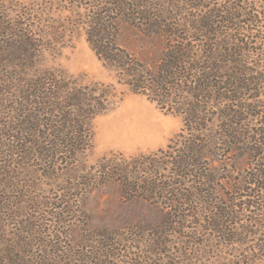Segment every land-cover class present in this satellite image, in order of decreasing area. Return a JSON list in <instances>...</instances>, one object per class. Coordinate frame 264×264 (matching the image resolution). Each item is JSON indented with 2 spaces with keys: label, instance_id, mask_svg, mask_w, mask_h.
<instances>
[{
  "label": "rangeland",
  "instance_id": "obj_1",
  "mask_svg": "<svg viewBox=\"0 0 264 264\" xmlns=\"http://www.w3.org/2000/svg\"><path fill=\"white\" fill-rule=\"evenodd\" d=\"M140 1L153 8L167 4L177 9L176 0H125L127 14L118 16L116 41L153 66L164 51L165 38L147 31L144 16L136 6ZM207 2L222 10L231 2L246 8L245 12H239L238 26L230 24L232 29L226 36L238 39L231 42L237 50L243 51L244 44L250 50L243 52V59H248L251 74L256 76L254 91L258 105L253 109L255 116L246 123L253 126L254 132H261V136L254 133L258 139L254 144L257 151L235 149V144L251 146L242 142V134L236 140L226 136V143L233 144L224 142L226 152L217 158L208 157L211 165L207 168L208 175L216 178L215 183L209 178L201 184L190 185L189 182L190 187L185 188H190L192 201L178 202L184 209L174 207L172 211L176 210L177 217L167 219L165 193L159 192L153 200L141 196L127 198L122 193L121 183L110 180L92 188L83 204L74 200L78 196L77 183L65 182L66 176L54 182L44 171L47 164L42 159L25 155L21 148L14 150L20 183L31 186V238L26 240L14 234L11 237L18 251L31 252V264H264L257 247L264 236L261 217L256 215V208L245 209L243 204L244 200H249L251 188L261 186V179L258 182L256 178L264 175V0H208L205 4ZM111 3L113 0L99 3L101 14L112 10ZM95 4L98 5L92 0H0V21L6 18L23 31L32 28L41 44L36 64L39 72L52 71L57 80H69L77 85L103 83L112 88L114 95L110 97L108 109L91 120L92 145L80 155L87 165L97 164L113 154L128 157L157 152L169 145L183 146L184 138L180 136L183 117L165 112L147 96L119 82L116 72L89 43L88 20ZM135 7L138 9L133 10ZM191 12L200 13L196 8ZM243 12L248 13L244 16ZM251 19L254 21L250 22ZM1 58L31 62L21 53ZM4 74L11 77L9 87L18 101L16 106L19 107L12 114L18 116L15 120H23L29 110L25 109L21 116L18 110L27 102L26 96L31 101V95L17 90L24 84L31 91V67L22 71L17 65ZM6 112L4 109L5 116ZM18 122L13 134L18 132L26 139L31 138L29 131L20 130L31 129V122ZM118 128L123 134L115 138ZM243 128L242 132L249 130ZM169 170L165 174L173 182L179 180L178 176L169 174ZM209 187L214 188L212 201L205 195ZM251 200L256 199L251 197ZM16 224L23 228L29 226L26 221ZM7 238L8 235H2L0 248L3 250L7 249ZM51 256L56 258L55 262L50 261Z\"/></svg>",
  "mask_w": 264,
  "mask_h": 264
},
{
  "label": "trees",
  "instance_id": "obj_2",
  "mask_svg": "<svg viewBox=\"0 0 264 264\" xmlns=\"http://www.w3.org/2000/svg\"><path fill=\"white\" fill-rule=\"evenodd\" d=\"M92 1L98 5L93 6L88 20L89 43L116 72L119 82L127 84L133 92L147 96L165 112L183 117L180 136L184 138V145L177 148L169 145L157 152L128 157L113 154L97 164L87 165L80 155L92 145L91 120L108 109L110 97L114 95L112 88L103 83L77 85L69 80H57L52 71L39 72L36 70L41 52L39 38L32 28L19 30L16 24L4 18L0 21V247L2 235L9 238L6 239L7 249L0 248V264H31V252L18 251L11 237L14 234L26 240L31 238V186L20 183L18 162L12 154L14 150L21 148L25 155L42 159L47 164L44 171L54 182L66 176L65 182L77 183L78 196L74 200L83 204L92 188L110 180L121 183L122 193L127 198L141 196L153 200L159 192L165 193L167 219L177 217L176 210L172 211L174 207L184 209L177 205L178 202L192 201L190 188H185L190 187L189 182L190 185L201 184L209 178L212 184L215 183L216 178L208 175L207 168L211 167L208 157L217 158L226 152L222 146L226 136L236 140L242 134V142L251 146L235 144V149L257 151L255 134L261 136V132H254L253 126L246 123L255 116L253 109L258 105L254 91L257 89L256 76L251 74L248 59H243V52L250 50L244 43L243 51L237 50L231 42L238 39L230 36V41L226 36L232 29L230 24L236 27L240 23L239 12H245V7L231 2L226 10H222L208 2L205 4L208 0H176L177 9L167 4L153 8L149 3L138 2L136 6L144 16L147 31L165 38L164 51L159 61L151 66L116 41L118 16L127 14L125 0H113L112 10H106L104 14L99 11V3L105 0ZM195 8L200 13H190ZM19 53L26 54L31 62L1 58ZM17 65L22 71L31 67V91L24 84L17 90L31 95V101L26 96L27 102L18 110L19 116L25 109L29 110L23 120H15L18 116L12 114L19 106H16L18 101L9 87L12 79L9 74H4ZM4 109L8 113L6 116ZM18 121L21 124L31 122V129L20 128L29 131L31 138L26 139L18 132L13 134ZM242 125L249 130L242 132ZM230 143L233 144L231 141L226 144ZM257 155L260 158V153ZM169 168L171 170L167 172L178 176L179 180L173 182L165 174ZM259 179L261 186L251 188L249 200H244L243 204L245 209L258 210L256 215L261 217L260 223L264 227V175L256 178ZM4 180L6 185H3ZM213 189L206 188L205 195L210 201L214 199ZM260 190L262 192L258 194ZM206 203L208 205V201ZM17 221L18 224L28 222V228L17 226ZM257 247L264 257V236ZM49 259L56 261L54 256Z\"/></svg>",
  "mask_w": 264,
  "mask_h": 264
},
{
  "label": "bare ground",
  "instance_id": "obj_3",
  "mask_svg": "<svg viewBox=\"0 0 264 264\" xmlns=\"http://www.w3.org/2000/svg\"><path fill=\"white\" fill-rule=\"evenodd\" d=\"M124 133H125V131H124ZM122 134H123V130L121 128H118V131H117V134H116L115 138L121 137Z\"/></svg>",
  "mask_w": 264,
  "mask_h": 264
}]
</instances>
